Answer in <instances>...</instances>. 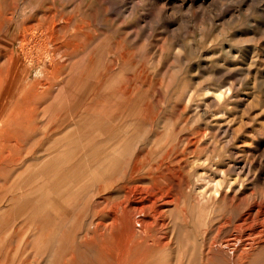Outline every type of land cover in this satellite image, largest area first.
<instances>
[{"label":"rangeland","instance_id":"rangeland-1","mask_svg":"<svg viewBox=\"0 0 264 264\" xmlns=\"http://www.w3.org/2000/svg\"><path fill=\"white\" fill-rule=\"evenodd\" d=\"M0 10V52L13 47L17 73L51 84L0 171V264H116L81 242L90 180L53 191L45 158L62 145L76 150L63 173L88 146L136 159L128 183L163 170L172 204L161 235L131 255L144 253L140 264H264V247L243 259L225 244L264 201V0H0ZM47 119L62 128L50 133ZM120 183L96 197L118 196Z\"/></svg>","mask_w":264,"mask_h":264},{"label":"bare ground","instance_id":"bare-ground-1","mask_svg":"<svg viewBox=\"0 0 264 264\" xmlns=\"http://www.w3.org/2000/svg\"><path fill=\"white\" fill-rule=\"evenodd\" d=\"M3 18L5 20L7 19L5 16L0 17V29L2 24L1 20ZM25 36V32L21 33V38L18 43H22ZM0 55L5 56L7 62L5 68L0 66L1 171L5 169L6 162H8L10 166L12 161L18 159L13 156L14 150H17L16 147H19L17 139L20 138V131L25 127V124L28 123L31 114H33L31 113L33 110V106H30L31 102L37 101L44 92L49 90L51 84L48 82L49 80L45 82V85L40 82L38 80L39 74H37L34 79H30L28 77L29 70L24 75L17 73V64H19L18 60L20 56L18 53L15 54L13 47L5 53L0 52ZM49 67L54 68L56 71L59 70V66H57V64L53 65L51 62H49ZM40 68H42V66H40ZM48 77L55 76L50 74ZM27 78H29V80ZM39 84H41V86H39ZM103 119L108 121L105 117ZM52 122L50 119H47L44 125L48 128L50 133L56 128L61 127L60 123ZM15 132L20 134L18 135L19 138L16 134L14 135ZM75 154L76 150L63 148L62 145L58 150L51 152L49 154L50 157L47 156L45 159L47 174L51 175L55 180L53 191H59L61 194L65 191H69L78 184H84L87 180H90L92 185V198H89V194L86 195L87 201L85 206L86 212L89 211L91 213L88 222V224L91 225V229L89 232L83 234L81 242L84 243L87 248L98 252L100 254L99 256L113 260L116 264L142 263V260H144L142 255H144V253L141 257H139L140 254L136 257L131 255L134 254L138 245L145 244L149 246L148 238L151 237V230H160L161 235V229H163V227L165 228L166 225L164 210L169 204H172V200L167 198V192L163 191L165 183L161 181L164 176L163 170H160L161 168L159 169V165L157 164L151 165L147 168V183H128L126 180H134L135 174L142 170L141 165L136 159H132L131 162H124L125 157L123 158L119 151H106L100 150L99 147L96 148V146H88L83 154H81L84 162L80 164V167H77L71 161L73 165L68 163L71 167L67 172L65 171L66 173H63L62 164L64 158H74ZM78 155H80V153H78ZM117 180L121 181L118 185V196L114 198L110 195H100V197H96L99 192L112 187L114 185L113 183ZM42 186L43 185L37 187V196L39 198L42 197ZM45 204L47 206V202H45ZM175 207L176 206H174V209ZM176 219H178V217ZM238 219V222L229 226L233 232L232 234L230 232L231 237L229 236L230 238L225 241V244L229 247H233L238 258L247 259L261 247H264V201L250 202L247 211ZM59 248H57V250L60 251ZM61 248H63V246H61ZM69 255L68 259L70 261L75 258L73 250L69 252ZM135 255L136 251L134 256ZM131 257H133V259H137L138 257V259L135 260V262ZM107 260L105 259V261Z\"/></svg>","mask_w":264,"mask_h":264}]
</instances>
